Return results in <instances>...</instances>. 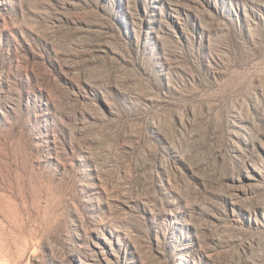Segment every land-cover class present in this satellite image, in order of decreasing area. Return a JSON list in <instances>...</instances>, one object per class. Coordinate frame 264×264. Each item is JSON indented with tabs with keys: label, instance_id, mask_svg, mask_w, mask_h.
<instances>
[{
	"label": "rangeland",
	"instance_id": "obj_1",
	"mask_svg": "<svg viewBox=\"0 0 264 264\" xmlns=\"http://www.w3.org/2000/svg\"><path fill=\"white\" fill-rule=\"evenodd\" d=\"M0 264H264V0H0Z\"/></svg>",
	"mask_w": 264,
	"mask_h": 264
}]
</instances>
